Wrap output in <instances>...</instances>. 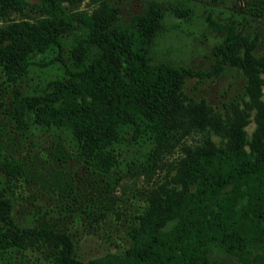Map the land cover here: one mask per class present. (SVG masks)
<instances>
[{"label": "trees", "instance_id": "16d2710c", "mask_svg": "<svg viewBox=\"0 0 264 264\" xmlns=\"http://www.w3.org/2000/svg\"><path fill=\"white\" fill-rule=\"evenodd\" d=\"M117 1L0 0V264H264V0H206V69L153 56L199 0L126 18ZM228 70L242 83L219 104L185 89ZM124 176L144 182L129 199ZM116 223L124 244L84 255Z\"/></svg>", "mask_w": 264, "mask_h": 264}, {"label": "rangeland", "instance_id": "374dc122", "mask_svg": "<svg viewBox=\"0 0 264 264\" xmlns=\"http://www.w3.org/2000/svg\"><path fill=\"white\" fill-rule=\"evenodd\" d=\"M31 2L37 0H29ZM203 5H195L194 14L188 21L178 20L176 17L165 21L167 30L160 34L156 39L153 48V56L155 59L170 61L189 65L195 68L206 69L211 62V47L212 44L219 38L220 32L212 30L202 21L201 11L208 5L214 6L217 9H240L243 0H226L219 3L212 2L208 4L206 0H199ZM119 13L122 18H126L129 13L141 9L142 0H120ZM88 2L82 1L80 7H87ZM218 18L221 16L218 14ZM252 24H257V30L260 35L258 50L264 51V19L251 18ZM242 78L235 71L228 70L223 75L216 78H204L197 80L190 78L187 80L185 89L192 94L201 95L212 104H219L220 100L233 95L240 84ZM264 93V85L262 86ZM264 96V94H263ZM247 132H250L254 127V122L251 120L246 126ZM215 138V135H213ZM49 140V139H47ZM46 137L44 142L47 141ZM196 140V135L186 138V142L190 143ZM180 151H176L171 155L163 157V164L160 170H157V178L162 177L167 160H174L178 157ZM144 184L142 176L129 177L124 176L120 185L116 186L115 194L122 195L129 199L135 193L136 187H141ZM123 225H108L103 229H95L92 233L84 234L86 238L83 240L81 247L86 256L100 255L106 251L117 250L125 242ZM230 264H238L231 258H226Z\"/></svg>", "mask_w": 264, "mask_h": 264}]
</instances>
